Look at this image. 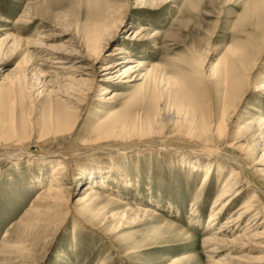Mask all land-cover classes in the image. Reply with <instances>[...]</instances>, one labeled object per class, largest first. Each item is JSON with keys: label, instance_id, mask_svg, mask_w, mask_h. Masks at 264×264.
<instances>
[{"label": "rangeland", "instance_id": "rangeland-1", "mask_svg": "<svg viewBox=\"0 0 264 264\" xmlns=\"http://www.w3.org/2000/svg\"><path fill=\"white\" fill-rule=\"evenodd\" d=\"M263 88L264 0H0V264H264L216 233L253 195L264 218Z\"/></svg>", "mask_w": 264, "mask_h": 264}, {"label": "bare ground", "instance_id": "bare-ground-1", "mask_svg": "<svg viewBox=\"0 0 264 264\" xmlns=\"http://www.w3.org/2000/svg\"><path fill=\"white\" fill-rule=\"evenodd\" d=\"M95 48H97V47H95ZM93 51H95V54H96L94 56L96 58L95 61H98L99 59H101V52L98 51V49H95ZM67 60H68L67 58H59V57H52L51 58V62L53 64H59V65L60 64L64 65ZM114 67L115 66H112L111 64H107V65L104 66V68H103V70L101 72H104L105 74L102 75V76L103 77L107 76V77L105 79L103 78V81L111 82V81H114V80L119 81L120 79H122V81H119V82L123 83V84H132V83H134V81H137V80H141L143 83H146L148 81L149 76H140L138 78H136L135 76H134L135 78L131 76V74L134 72V70L136 68L139 67L138 70L143 68V64H141V63H139L138 67L134 68V70H132V71H127V69L121 70L120 71V75L117 76L118 79H117V77L116 78L115 77L114 78H110L111 75H112V74H110L111 70ZM58 69H60L61 72H65V71L68 70L66 68H60V67ZM230 74L231 73L229 72L227 78L230 76ZM83 81H85V83L86 82L90 83L89 79L83 80ZM260 89H262V88H260ZM112 93L113 92L109 89V87H106V88L102 89V96L103 95H109V94H112ZM101 100L104 101V102H108L109 99L107 100V99L104 98V99H101ZM234 119H235V115L232 114L228 118V120L226 122L227 123V127H232L233 126ZM57 122L59 124L60 123L63 124L64 122L65 123L68 122L67 115L66 114L65 115L59 114ZM261 124H264V117L260 118V119L252 120L251 122H246V123H244L242 125V128L248 129L253 134L256 133V135H257L259 133V135H261V132H262L261 129H260L261 128ZM217 128H218L217 130H214L215 132H217V131L219 132L221 130V125L219 124V127H217ZM263 142L264 141H262L261 143H263ZM261 145H263V144H260L259 147ZM204 149L207 150V152L205 151V153H207V156L210 157L211 153H208V152H210L212 148L210 150L206 149V148H204ZM217 154H218V152H217ZM187 163L188 164H195L197 166H202V164L199 163V161H197V160L196 161H190V162H187ZM63 168H64V165H63V163H61V164H59V166H57L55 169H53V170H55V171H53V174H52L54 180L58 179V178H56V175L60 174L62 172ZM254 169L259 175H263L264 174V170L263 169H260L258 167H255ZM239 173H241V172H238L237 170H234L232 172V174L230 175L228 181L225 184V188L223 190V193L220 194L217 197V200L213 204L214 205V206H212L213 207V209H212L213 212H212V214L209 217V227H212L213 225H215L216 224V220L219 217V214L224 212L225 209H228V207L234 202V200H236L237 197L240 198V195L242 193H244L243 191H241L239 189L240 187L238 185V183H239L238 178L236 180V176L239 175ZM208 174H207L206 178H208V176H209ZM54 182H56V183L55 184H51L49 186V188L47 187L48 189L45 192L49 193L50 197H52L53 199L58 201L59 197H60L59 195L61 194V190L62 189L60 187H58V185H59L58 181L55 180ZM86 191H92V194L96 193L95 189L92 188V187H88V190H86ZM256 199H259L257 197V195H253L251 200L246 201L237 210V214L236 215H234V216H232V217L227 219V221L225 222L226 223L225 230L224 229H220V231H218L216 233L217 234L220 233V234H224V235H226V234H230L231 235L233 233V230H234L231 227L232 225H234V226H236L238 228V227H240V226H242L244 224V227H245L244 232L242 233L241 236H239L237 238L238 240L240 239V240H243V241L247 242V243H242L241 244L242 248L259 249L262 252H264V218H262L263 215L261 216V212H258L259 209L254 204V202H258V200H256ZM263 210H264V208L262 209V211ZM230 223H232V224H230ZM224 227H225V224H224ZM229 243H231V242H227V240H223V238H219L218 236H215L214 238H207L204 241L203 245H204V247L206 249H208V251L212 252L211 254H213V256H214L215 254H217L218 251H220L219 250L220 245L229 244ZM213 245H216L217 247H213ZM231 258H230V256L229 257L226 256L225 258H222V259L218 260L216 262V264H231V261H232ZM262 261H264V258H262Z\"/></svg>", "mask_w": 264, "mask_h": 264}]
</instances>
